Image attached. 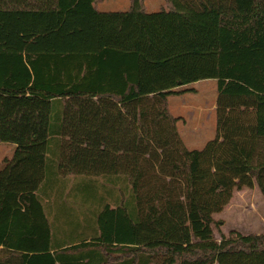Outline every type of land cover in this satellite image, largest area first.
I'll list each match as a JSON object with an SVG mask.
<instances>
[{
	"label": "trees",
	"instance_id": "obj_1",
	"mask_svg": "<svg viewBox=\"0 0 264 264\" xmlns=\"http://www.w3.org/2000/svg\"><path fill=\"white\" fill-rule=\"evenodd\" d=\"M102 1L0 0V95L50 109L42 182L0 191V264H264V233L214 235L235 190L264 196V0ZM185 31L217 37L216 132L199 149L168 108L186 89L140 77L155 36Z\"/></svg>",
	"mask_w": 264,
	"mask_h": 264
},
{
	"label": "crops",
	"instance_id": "obj_2",
	"mask_svg": "<svg viewBox=\"0 0 264 264\" xmlns=\"http://www.w3.org/2000/svg\"><path fill=\"white\" fill-rule=\"evenodd\" d=\"M210 38L212 37L202 36L196 32L190 31H185L184 33L176 37H160L156 35L155 43L152 47L151 52L149 53V55L142 57L140 77H142L144 73L147 75H151L154 78L150 82L142 80L143 83L161 90L186 89L178 95L169 96V110L171 107L170 98L176 96L180 98L178 102L179 110H190L189 113L192 117L197 116L198 110L200 111V113L198 114V116H200V119L202 116H205V118L208 117L207 114H204L205 109H207L205 112L209 114L212 110L215 112L217 101V37H213L212 39ZM209 40H214L215 42V47L210 50H208L204 44L205 41L209 42ZM100 46L104 48L112 47L115 49L126 50L119 41L112 39L105 33H101ZM199 87L203 89L201 95L210 103V106L208 108H205L202 104H197L192 99L187 98V91L198 93ZM44 105H47L46 101H44ZM173 115L180 118L177 122V127L179 123H181V121L187 122L183 115ZM40 118H42L40 122L42 125L41 129L36 133V136L32 138V141H30L29 149H26L24 145L20 144L22 141L21 138H16L19 143H13L14 147L12 156H19L22 154L30 157L31 162L29 164H25L28 161L23 159L18 164L12 165L13 161L10 162V159L7 158L3 160L4 163H6L4 166L2 165L3 163H1L0 166V191L16 190L19 192H34L39 183L42 182L44 178L43 152L45 142L47 140V131L45 133H41V131L45 126L42 122L48 120V115H40ZM197 120H199V118ZM45 124L48 123L46 122ZM0 138V142H8L4 139V134H0ZM40 164H42V166ZM33 177H35L34 181ZM32 183H35V186H32L30 189L24 188L31 186ZM1 249L2 247H0V257L7 254V251H1Z\"/></svg>",
	"mask_w": 264,
	"mask_h": 264
},
{
	"label": "rangeland",
	"instance_id": "obj_3",
	"mask_svg": "<svg viewBox=\"0 0 264 264\" xmlns=\"http://www.w3.org/2000/svg\"><path fill=\"white\" fill-rule=\"evenodd\" d=\"M129 3L130 0H103L99 2L96 7L99 11L103 12L109 10L125 11L128 9ZM164 3V0H144V6L149 13L158 12L159 9L164 6ZM204 44L208 50L215 47L214 40H209V42L205 41ZM141 78V80H146L147 82L154 79L153 76L144 73ZM202 91L203 89L200 87L198 93L187 91V98L208 108L210 103L201 95ZM179 99L180 98L176 96L170 98V112L172 114L183 115L187 121H181V123H179L177 127L179 136L187 149L203 148L206 143L215 136V112L212 110L209 114L205 112L207 110L205 109L204 114H207L208 117L205 118V116H202L200 119V116H198L200 111L198 110L197 116H195L196 118L192 117L189 113L190 110H179ZM44 101L43 99L29 98L27 96L14 97L0 95V134H4V139L8 141L0 142V166L1 163H3V166L5 165L6 162L4 163L3 160L7 158L10 159V162L13 161L12 165L18 164L23 159L28 161L25 164L31 162L30 157L22 154L19 156H12L13 143H19L16 138H21L22 141L20 144L24 145L26 149L30 148V141L34 138L30 130L31 126L35 124L37 133L42 126L40 123L42 119L40 115L43 116L46 114L49 116L50 109L48 104L44 105ZM197 117L199 120H197ZM46 122L48 123V120L42 122L45 126L41 133L47 131ZM40 165L42 166V164ZM34 180L35 177H33V181ZM32 186H35V183L24 188L30 189ZM214 219L220 222L219 226H214V235L218 240H220L222 233L228 235L231 231L242 234L264 233V196L262 192L257 185L251 188L243 187L242 189L235 190L229 204L220 213L215 214Z\"/></svg>",
	"mask_w": 264,
	"mask_h": 264
}]
</instances>
